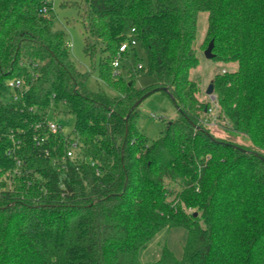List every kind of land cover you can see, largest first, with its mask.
I'll list each match as a JSON object with an SVG mask.
<instances>
[{"label": "trees", "instance_id": "trees-1", "mask_svg": "<svg viewBox=\"0 0 264 264\" xmlns=\"http://www.w3.org/2000/svg\"><path fill=\"white\" fill-rule=\"evenodd\" d=\"M74 5L85 55L118 96L86 87L49 0H0V264H142L140 250L172 228L187 231L182 257L165 246L153 264H264V0ZM200 12L215 59L238 64L212 81L216 120L249 147L207 126L191 78ZM128 26L147 55L138 70L155 78L145 89L112 66ZM156 88L179 115L151 139L135 105ZM61 113L75 118L74 157L63 133L35 141L37 124Z\"/></svg>", "mask_w": 264, "mask_h": 264}, {"label": "rangeland", "instance_id": "rangeland-1", "mask_svg": "<svg viewBox=\"0 0 264 264\" xmlns=\"http://www.w3.org/2000/svg\"><path fill=\"white\" fill-rule=\"evenodd\" d=\"M49 1L51 2V6L47 14L53 19L54 28L67 34L70 42V54L72 60L80 71L87 72L90 75L86 82V87L93 92L103 90L109 96H118V92L115 89L100 79L97 63H93L85 55V33L83 29V21L79 14V9L74 5L78 0ZM208 17L209 14L207 12H200L198 16L194 48L199 59V66L191 71V78L199 84L200 100L204 103L210 104L211 109L206 120L207 126L214 136L221 139L229 138L241 145L249 147L252 145V142L247 136L225 130L223 127L227 121H221L220 123L216 120V117L220 112L219 107L216 104V96L215 94L210 96L207 93V90L216 75L238 70V64H227L216 60L215 58L208 59L206 57L205 50L209 43L205 42L208 30ZM126 35L129 39L133 38L132 29L129 26L126 29ZM120 61L121 66L118 71L123 75L126 81L129 82L133 74L135 75L136 86L140 89L148 88L155 83V78L153 76L136 68L140 65L146 67L148 62L147 55L139 43H137L134 48H131L129 53L123 54ZM140 113L138 128L143 134L151 139H157L161 135V132L166 129L167 123L175 120L179 115L177 107L164 91H157L146 98L140 106ZM49 121H55L63 126V133L67 136L71 135L75 130V118L72 114L61 113L57 114L56 118L50 116ZM163 233L168 232L165 231ZM176 233L178 236L175 239V243L178 245L179 252H183L182 244L185 241H183V239L180 240L179 236H181L180 233L185 235L186 231L182 228H172L170 233H168V235L166 234L167 236H165V240L162 242L163 244L159 247L163 249L165 244L166 246L168 243L170 244V239ZM157 237L158 235H156L151 241L155 240L157 242ZM166 238L169 239V242L166 241ZM152 245L153 246L149 247V251L147 250V252L144 249L140 250V252L142 251L140 255L142 264H152L154 261L151 258V255L155 253L154 250L156 247L154 248L155 243Z\"/></svg>", "mask_w": 264, "mask_h": 264}, {"label": "built area", "instance_id": "built-area-1", "mask_svg": "<svg viewBox=\"0 0 264 264\" xmlns=\"http://www.w3.org/2000/svg\"><path fill=\"white\" fill-rule=\"evenodd\" d=\"M132 34L133 38L128 39L125 43H123L120 48H119V56L116 57L113 62L112 66L118 71V69L121 66V57L123 54H125L127 51L131 50V48H134L137 45V40L134 37L135 30L132 29ZM142 66L140 65L139 67H136L137 69L141 68ZM10 87L12 89H21L23 87L22 83L20 81H13L10 83ZM22 90V89H21ZM37 129L41 130L42 133L36 135L35 141L37 142L38 145H43L47 143L49 139V134L56 135L58 133H63V126L59 125L55 121H49V118H47L44 123H39L37 124ZM64 134V133H63ZM65 135V134H64ZM74 137L72 135L67 136L66 135V141H67V155L68 157H74L75 155V150L78 147V143L76 141H73ZM44 153L46 156H50L51 152L49 149L45 148Z\"/></svg>", "mask_w": 264, "mask_h": 264}, {"label": "crops", "instance_id": "crops-1", "mask_svg": "<svg viewBox=\"0 0 264 264\" xmlns=\"http://www.w3.org/2000/svg\"><path fill=\"white\" fill-rule=\"evenodd\" d=\"M183 229V228H182ZM172 229H164V230H162L159 234H158V237L156 238V239H158L157 240V242L154 240V241H151L145 248H143L144 250H146V252H147V250L149 251V247H152L153 245V243H155V246H154V248H155V250H154V254L153 255H151V258L154 260L153 262H152V264L155 262V261H158L160 258H161V255H162V251H163V249L162 248H160L159 246L160 245H162L163 243V241L165 240V236H167L168 235V233H170V231H171ZM185 230V229H184ZM168 232V233H163V232ZM186 231V230H185ZM167 234V235H166ZM181 234V236H179V238H180V240L181 239H183V241H185V242H183V246L182 247H184V245H185V243H186V240H187V231H186V233H185V235H183V233H180ZM177 233L174 235V236H172V238L170 239V244L168 243L167 244V247L171 250V251H173L174 252V254L176 255V257L177 258H180V257H182V255H183V252H179V249H178V245L175 243V239L177 238ZM185 236V237H184ZM185 239V240H184ZM166 241H168L169 242V239H167L166 238ZM165 246H166V244H165ZM164 246V247H165ZM158 248V249H157ZM143 249H141V250H143ZM182 251H183V249H182ZM141 253H142V251L140 252V255H141ZM180 253H182V254H180ZM181 255V256H180ZM150 258V259H151Z\"/></svg>", "mask_w": 264, "mask_h": 264}, {"label": "water", "instance_id": "water-1", "mask_svg": "<svg viewBox=\"0 0 264 264\" xmlns=\"http://www.w3.org/2000/svg\"><path fill=\"white\" fill-rule=\"evenodd\" d=\"M214 47H215V42L214 40H212L210 42V44L208 45L207 49L205 50V55L208 59H214L215 58V54H214ZM131 84V82H130ZM166 89L164 88H156L153 89L152 91L148 92L146 95H144L137 103L135 106H138L140 103H142L146 98H148L151 94L157 92V91H165ZM208 95L213 96L214 94V84L213 82L211 83V85L209 86L208 90H207ZM176 106V104H175ZM177 107V106H176Z\"/></svg>", "mask_w": 264, "mask_h": 264}]
</instances>
